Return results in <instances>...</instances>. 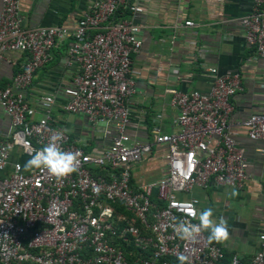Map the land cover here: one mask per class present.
<instances>
[{"label":"built area","instance_id":"built-area-1","mask_svg":"<svg viewBox=\"0 0 264 264\" xmlns=\"http://www.w3.org/2000/svg\"><path fill=\"white\" fill-rule=\"evenodd\" d=\"M18 2L0 0V58L4 51L24 54L0 87V108L8 120L0 137V264H180L181 254L188 257L185 264H264V214L247 259L226 256L205 232L190 241L174 230L181 220L199 222L185 215L190 205L201 211L198 199L182 194L211 186L238 189L246 179L244 149L227 126L229 100L241 89L239 74L209 65L205 91L165 89L166 104L175 109L171 131H162L159 111L149 139H136L127 128L140 92L131 57L141 47L143 0H90L72 25L32 27L22 25ZM250 2L239 20L243 39L264 61V0ZM195 25L183 20L175 27ZM64 42L75 72L60 90V109L85 118L93 131L90 148L88 139L74 137L52 117L55 92L26 99L35 71L50 59V49ZM201 58L195 51L193 60L202 64ZM241 123L264 155V109ZM55 133L63 134V151L80 154L76 170L60 180L46 169L26 171L32 154ZM155 144L166 147L164 173L135 182L133 168Z\"/></svg>","mask_w":264,"mask_h":264},{"label":"crops","instance_id":"crops-1","mask_svg":"<svg viewBox=\"0 0 264 264\" xmlns=\"http://www.w3.org/2000/svg\"><path fill=\"white\" fill-rule=\"evenodd\" d=\"M90 0H19L18 13L22 25H72L82 15ZM140 19L144 25L140 50L131 57V76L140 91L134 96L127 131L136 139H149L154 115L161 111V129L169 132L175 109L166 104L167 88L205 91L210 82L205 66H215L219 73L237 72L241 89L229 100L228 131L243 147L247 161L246 179L238 189L211 186L205 190L192 188L181 196H194L201 211L211 207L213 220H227L229 237L218 243L226 256L236 253L247 259L256 248L257 232L264 214V155L259 142L246 137L242 120L251 112L264 109V61L243 39L240 17L249 11L250 0H143ZM191 20L194 27H175ZM173 36L172 43H169ZM67 42L50 49V59L38 68L27 89L30 102L42 93L55 92L52 117L66 126L72 135L88 139L93 145V131L85 118L63 113L60 104L62 87L75 72V64L65 55ZM202 58L193 60L195 51ZM24 54L4 51L0 58V87L9 82L19 68ZM8 128L6 115L0 108V137ZM166 147L152 145L150 152L132 170L135 182L154 180L164 173ZM14 159V157H12ZM20 161L24 156L18 155ZM233 192L236 194L233 195ZM209 235V233L207 232Z\"/></svg>","mask_w":264,"mask_h":264},{"label":"clouds","instance_id":"clouds-1","mask_svg":"<svg viewBox=\"0 0 264 264\" xmlns=\"http://www.w3.org/2000/svg\"><path fill=\"white\" fill-rule=\"evenodd\" d=\"M63 139L62 133L53 134L46 146L32 154L24 165V169H46L47 172L60 180L74 172L79 164L78 152H66L61 149L59 142ZM236 193L233 192V195ZM185 215L192 219H198V223L181 220L175 225V232L182 240L195 241L202 232H208V242L220 243L229 237L227 220L220 217L219 221L213 220V209L211 207L197 211L194 206H188ZM180 264H185L188 257L181 254L178 256Z\"/></svg>","mask_w":264,"mask_h":264},{"label":"trees","instance_id":"trees-1","mask_svg":"<svg viewBox=\"0 0 264 264\" xmlns=\"http://www.w3.org/2000/svg\"><path fill=\"white\" fill-rule=\"evenodd\" d=\"M119 211H121L122 213L129 215L127 212L123 211V209H119ZM207 234V232H205ZM208 235V234H207Z\"/></svg>","mask_w":264,"mask_h":264},{"label":"rangeland","instance_id":"rangeland-1","mask_svg":"<svg viewBox=\"0 0 264 264\" xmlns=\"http://www.w3.org/2000/svg\"><path fill=\"white\" fill-rule=\"evenodd\" d=\"M64 113V112H63ZM56 123H58V122H56ZM204 210V209H203Z\"/></svg>","mask_w":264,"mask_h":264}]
</instances>
